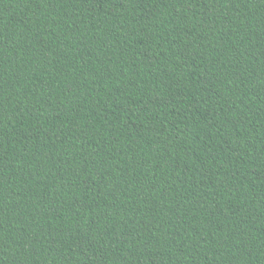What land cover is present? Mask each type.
<instances>
[{"label":"trees","instance_id":"trees-1","mask_svg":"<svg viewBox=\"0 0 264 264\" xmlns=\"http://www.w3.org/2000/svg\"><path fill=\"white\" fill-rule=\"evenodd\" d=\"M0 264H264V0H0Z\"/></svg>","mask_w":264,"mask_h":264}]
</instances>
